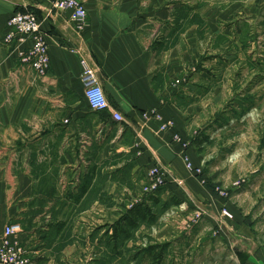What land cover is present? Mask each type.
<instances>
[{
	"label": "crops",
	"instance_id": "0c3cea01",
	"mask_svg": "<svg viewBox=\"0 0 264 264\" xmlns=\"http://www.w3.org/2000/svg\"><path fill=\"white\" fill-rule=\"evenodd\" d=\"M56 1L0 0V247L5 228L20 224L17 239L32 264L78 262L80 204L94 213L104 196L127 211L147 204L141 190L157 167L180 215L203 214L199 231L186 236L208 240L212 254L204 264H264V183L226 201L184 160L200 166L202 143L193 129L216 120L207 109H220L231 83L237 87L241 77L243 85L239 68L255 61L251 38L264 32V0H79L87 12L81 29ZM15 12L33 15L45 36V75L20 56L31 42L5 41ZM85 68L123 123L91 110ZM224 207L234 221L222 216Z\"/></svg>",
	"mask_w": 264,
	"mask_h": 264
},
{
	"label": "rangeland",
	"instance_id": "374dc122",
	"mask_svg": "<svg viewBox=\"0 0 264 264\" xmlns=\"http://www.w3.org/2000/svg\"><path fill=\"white\" fill-rule=\"evenodd\" d=\"M251 39L255 43L251 46L254 47L255 61L249 59L250 62L243 64V69L239 68L240 75L246 74L243 85L239 77L237 87L236 82L231 83L234 85L232 93H222L220 109H207V116L216 119L214 124L197 125L193 129L196 130L194 136L202 143L196 147L200 158V166L196 170L200 173H195L202 181L212 183L218 195L226 201L230 198L235 200L241 191L250 193L256 184L264 183L263 30H258ZM249 40L250 33L246 42ZM252 69H260V74L251 75ZM237 89L239 93H236ZM201 97H204L203 93H200L199 101ZM184 160L189 162L187 157ZM166 180L165 187L154 195L146 193V186L141 190L148 195L146 198L142 197L148 201L147 205L157 216V221L139 222L138 228L126 237L114 239L110 230L115 223V214L124 215L128 205L118 209L120 206L109 204L112 200L104 196L101 198L104 204L99 212H95L98 214H95L88 204H80V215H84L80 218V260L77 262L71 259L70 264H204L210 261L212 253L206 250L208 240L186 236L189 230L199 231L203 214L195 211L189 212L185 217L180 215L177 211L179 199L166 193L169 183L167 175ZM126 196L125 193L121 198H127ZM223 210H227L232 218L224 216ZM221 214L227 221H234V215L226 207ZM177 219H182L179 226L181 230H173L174 223L180 224ZM179 233L183 236L180 239L181 245H178ZM224 254L229 255L230 252L222 255Z\"/></svg>",
	"mask_w": 264,
	"mask_h": 264
},
{
	"label": "built area",
	"instance_id": "2783aa9c",
	"mask_svg": "<svg viewBox=\"0 0 264 264\" xmlns=\"http://www.w3.org/2000/svg\"><path fill=\"white\" fill-rule=\"evenodd\" d=\"M56 9H70L72 11V20L78 24L81 29L87 19V12L84 4L79 0H57ZM8 33L5 41L8 44L16 42L24 44L31 42L32 46L20 53L24 63L29 65L34 71L40 75H45L50 68V52L49 46L45 40L44 34L40 30V26L35 17L28 13L15 12L7 22ZM82 82L85 89V98L91 110L98 114L110 112L112 119L121 124L124 122L122 114L112 111L106 97V94L100 85L94 71L85 68L82 74ZM155 114V112H154ZM156 118H160L155 114ZM171 124H165L164 128H169ZM176 140L182 143L184 148H188L190 143L185 142L182 137L176 136ZM190 171L200 173L190 162H187ZM151 178L146 193L156 194L166 185V174L159 168H151L148 173V179ZM223 215L232 218V215L223 210ZM23 233L20 224L8 225L4 230V236L0 247V264H32L30 252L17 239Z\"/></svg>",
	"mask_w": 264,
	"mask_h": 264
},
{
	"label": "trees",
	"instance_id": "16d2710c",
	"mask_svg": "<svg viewBox=\"0 0 264 264\" xmlns=\"http://www.w3.org/2000/svg\"><path fill=\"white\" fill-rule=\"evenodd\" d=\"M142 221L151 223L157 221V216L146 203L134 206L131 210H128L120 220L116 221L111 226V230L113 231L112 238L118 239L119 237L129 236V233L137 229L139 222Z\"/></svg>",
	"mask_w": 264,
	"mask_h": 264
}]
</instances>
